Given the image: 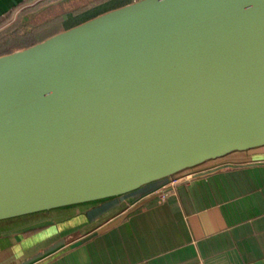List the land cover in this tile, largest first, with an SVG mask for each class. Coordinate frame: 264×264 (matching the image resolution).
I'll use <instances>...</instances> for the list:
<instances>
[{
    "label": "water",
    "instance_id": "1",
    "mask_svg": "<svg viewBox=\"0 0 264 264\" xmlns=\"http://www.w3.org/2000/svg\"><path fill=\"white\" fill-rule=\"evenodd\" d=\"M261 146L264 0H137L0 56V220Z\"/></svg>",
    "mask_w": 264,
    "mask_h": 264
},
{
    "label": "crops",
    "instance_id": "2",
    "mask_svg": "<svg viewBox=\"0 0 264 264\" xmlns=\"http://www.w3.org/2000/svg\"><path fill=\"white\" fill-rule=\"evenodd\" d=\"M34 1L0 0V20ZM180 175L174 189L164 190L165 198L167 178L119 196L2 219L0 264L23 263L56 243V250L29 264L263 260L264 146L235 150Z\"/></svg>",
    "mask_w": 264,
    "mask_h": 264
},
{
    "label": "trees",
    "instance_id": "3",
    "mask_svg": "<svg viewBox=\"0 0 264 264\" xmlns=\"http://www.w3.org/2000/svg\"><path fill=\"white\" fill-rule=\"evenodd\" d=\"M96 0H63L51 5H47L40 9L38 12L30 14L34 18L24 19V23L18 26V28L11 31H0V56L6 53H11L16 50H22V48L31 46L35 43L41 42L49 36H45L43 33V27L45 24L52 20L60 18L62 15L72 13L78 9L87 6L88 4L95 2ZM18 7L7 13L0 20V29L4 24L11 20ZM20 12V11H19ZM18 13V12H17ZM36 13V14H35ZM27 20V21H26ZM35 20V21H34ZM38 34L40 37L34 36Z\"/></svg>",
    "mask_w": 264,
    "mask_h": 264
},
{
    "label": "rangeland",
    "instance_id": "4",
    "mask_svg": "<svg viewBox=\"0 0 264 264\" xmlns=\"http://www.w3.org/2000/svg\"><path fill=\"white\" fill-rule=\"evenodd\" d=\"M59 1L63 0H36L32 3L21 6V9H18L17 11L18 13L16 12V15L11 17L12 19L8 20V23L4 24L0 31H11L18 28L19 25L24 23V19L28 20V18H34L30 16V14L38 12L45 6L57 3ZM129 1L131 0H96L95 2H92L85 7L78 9L77 11L64 14L60 18L45 24L43 27V33L45 36H52L54 34L60 33L61 31L76 27L83 22L96 18L98 15L111 11L115 9L116 6H120ZM34 36L40 37L38 34H35Z\"/></svg>",
    "mask_w": 264,
    "mask_h": 264
},
{
    "label": "built area",
    "instance_id": "5",
    "mask_svg": "<svg viewBox=\"0 0 264 264\" xmlns=\"http://www.w3.org/2000/svg\"><path fill=\"white\" fill-rule=\"evenodd\" d=\"M181 178L182 176L180 175V172H178V174L172 175L167 178L168 180L163 184L162 189H161L163 198H165L166 196V193L164 190L169 189V188L174 189L177 186L178 182L181 180Z\"/></svg>",
    "mask_w": 264,
    "mask_h": 264
}]
</instances>
